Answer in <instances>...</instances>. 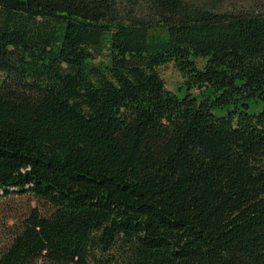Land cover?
<instances>
[{"label":"trees","instance_id":"16d2710c","mask_svg":"<svg viewBox=\"0 0 264 264\" xmlns=\"http://www.w3.org/2000/svg\"><path fill=\"white\" fill-rule=\"evenodd\" d=\"M17 197L0 264H264V0H0Z\"/></svg>","mask_w":264,"mask_h":264},{"label":"rangeland","instance_id":"374dc122","mask_svg":"<svg viewBox=\"0 0 264 264\" xmlns=\"http://www.w3.org/2000/svg\"><path fill=\"white\" fill-rule=\"evenodd\" d=\"M100 57L97 59L99 60ZM199 65L202 61L197 59ZM159 73L165 83V88L178 94L183 95L185 93L183 78L177 71L172 62L159 66ZM191 93L194 95L199 94L198 89H192ZM260 107V104H250L249 110L256 111ZM219 113V111H217ZM28 205H34V201H31L27 197L7 198L0 200V252L7 245L10 240L12 228L15 226L18 214H21ZM34 264H42L40 261Z\"/></svg>","mask_w":264,"mask_h":264}]
</instances>
